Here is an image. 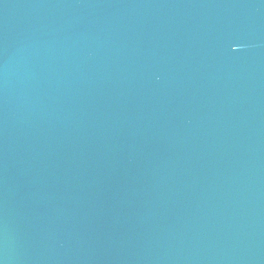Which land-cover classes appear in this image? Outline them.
<instances>
[{
	"label": "water",
	"instance_id": "obj_1",
	"mask_svg": "<svg viewBox=\"0 0 264 264\" xmlns=\"http://www.w3.org/2000/svg\"><path fill=\"white\" fill-rule=\"evenodd\" d=\"M0 264H264V0H0Z\"/></svg>",
	"mask_w": 264,
	"mask_h": 264
}]
</instances>
